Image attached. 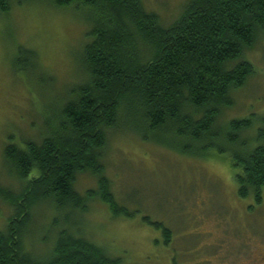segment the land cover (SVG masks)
<instances>
[{"label": "trees", "instance_id": "trees-1", "mask_svg": "<svg viewBox=\"0 0 264 264\" xmlns=\"http://www.w3.org/2000/svg\"><path fill=\"white\" fill-rule=\"evenodd\" d=\"M11 1L0 0V13L10 12ZM36 1L59 10L87 8L91 29L82 52L81 82L73 86L70 99L60 103L53 117L44 113L39 140L12 138L5 145L4 161L22 188L15 193L0 186V199L12 210L0 230V264H123L102 246L70 233L63 221L53 224V250L44 259L35 257L25 244L33 211L53 206L74 230L71 213H86L97 200L114 219L133 220L141 213L119 204L105 175L104 151L121 120L145 142L169 146L165 136L186 142L169 146L181 155L225 153L223 141L248 148L240 133L251 129L254 116L232 121L227 136L216 123L224 109L233 107L232 93L255 74L245 55L264 35V0H189L167 27L142 0ZM26 57L36 64L34 51L21 47L16 70H22ZM246 153L234 158L238 195L261 203L264 145ZM85 174L96 177L98 188L81 195L76 182ZM142 223L161 235L156 245L173 243L172 231L162 222L144 216ZM173 264H179L175 257Z\"/></svg>", "mask_w": 264, "mask_h": 264}, {"label": "rangeland", "instance_id": "rangeland-1", "mask_svg": "<svg viewBox=\"0 0 264 264\" xmlns=\"http://www.w3.org/2000/svg\"><path fill=\"white\" fill-rule=\"evenodd\" d=\"M142 1L167 27L189 0ZM11 3L10 12L0 13V186L18 193L22 184L4 161L5 145L12 138L39 140L46 126L44 113L53 117L60 103L70 99L83 75L82 52L91 23L83 6L59 10L36 0ZM21 47L34 51L37 62L26 57L18 71L15 60ZM245 59L255 74L232 93L233 107L224 109L216 124L227 136L232 121L254 116L251 129L240 133L248 148L223 141L225 153L215 149L206 158L181 155L169 146L186 142L167 136L169 146L145 142L121 120L104 151L105 175L119 204L141 213L133 220L114 219L109 207L97 200L89 203L86 213H71L74 230L53 206H39L25 235L29 251L46 258L56 241L53 224L63 221L70 233L102 246L123 264H173L174 257L179 264H264V194L261 203L254 196L241 198L233 165L237 154L264 145V135L259 141L264 133V35ZM97 188L93 175L78 177L81 195ZM11 215L0 199L1 231ZM144 216L172 231L169 247L156 245L161 235L142 223Z\"/></svg>", "mask_w": 264, "mask_h": 264}]
</instances>
